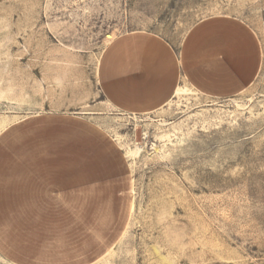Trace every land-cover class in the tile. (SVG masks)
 Returning <instances> with one entry per match:
<instances>
[{
  "label": "rangeland",
  "instance_id": "374dc122",
  "mask_svg": "<svg viewBox=\"0 0 264 264\" xmlns=\"http://www.w3.org/2000/svg\"><path fill=\"white\" fill-rule=\"evenodd\" d=\"M217 16L260 43L240 93L182 79L185 93L140 112L105 97L99 69L114 39L146 31L179 46ZM19 125L39 148L48 135L75 149L105 199L123 204L120 237L92 264H264V0H0V139ZM23 139L13 148H30Z\"/></svg>",
  "mask_w": 264,
  "mask_h": 264
},
{
  "label": "crops",
  "instance_id": "0c3cea01",
  "mask_svg": "<svg viewBox=\"0 0 264 264\" xmlns=\"http://www.w3.org/2000/svg\"><path fill=\"white\" fill-rule=\"evenodd\" d=\"M260 63L250 26L217 16L196 23L179 46L153 32L117 37L99 76L114 106L140 112L165 105L182 79L206 95L234 96L254 80ZM28 127L11 128L0 139V255L8 264H92L120 237L123 204L105 199L108 188L99 186L91 167L77 165L75 149H60L48 135L39 148L30 140L38 134L24 135ZM18 134L30 148H13Z\"/></svg>",
  "mask_w": 264,
  "mask_h": 264
},
{
  "label": "bare ground",
  "instance_id": "6f19581e",
  "mask_svg": "<svg viewBox=\"0 0 264 264\" xmlns=\"http://www.w3.org/2000/svg\"><path fill=\"white\" fill-rule=\"evenodd\" d=\"M188 89L186 87H183L182 85L178 86V88L175 91L174 96H181L183 93H185Z\"/></svg>",
  "mask_w": 264,
  "mask_h": 264
}]
</instances>
